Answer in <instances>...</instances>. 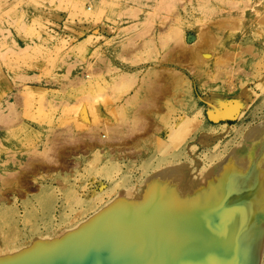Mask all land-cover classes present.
Listing matches in <instances>:
<instances>
[{
    "label": "rangeland",
    "instance_id": "374dc122",
    "mask_svg": "<svg viewBox=\"0 0 264 264\" xmlns=\"http://www.w3.org/2000/svg\"><path fill=\"white\" fill-rule=\"evenodd\" d=\"M218 21L219 39L197 64L165 60ZM164 68L184 77L147 109V84ZM258 125L264 130V0H0V184L25 178L17 193L0 188V262L144 203L164 181L193 188L233 151L248 166L254 151L242 144ZM68 129L131 139L90 141L82 157L64 159L68 169L44 165L48 175L34 180L42 168L25 163Z\"/></svg>",
    "mask_w": 264,
    "mask_h": 264
},
{
    "label": "bare ground",
    "instance_id": "6f19581e",
    "mask_svg": "<svg viewBox=\"0 0 264 264\" xmlns=\"http://www.w3.org/2000/svg\"><path fill=\"white\" fill-rule=\"evenodd\" d=\"M215 23L202 32L199 37L202 40L198 43L189 45L179 42L171 47L165 60L180 66L186 60L197 64L205 48L218 40L217 34L223 30V21ZM166 68L157 71L158 77L147 84L146 90L152 100L147 109L155 106L156 92L175 87L184 77L182 72ZM73 131L68 129L63 136L55 135L41 159L32 156L25 163L27 171L42 168L38 175L35 173L34 180L48 175L43 172L44 165L47 169L50 166L55 169V166L63 164L64 168L65 158L74 156L75 152L76 160L82 157V148L90 141L107 146L131 139L127 133L119 134L120 130L94 132L97 135L89 137ZM87 147L90 148L91 144ZM251 148L254 153L249 157L248 166L242 165L238 154L233 151L230 156L232 161L229 158L221 161L212 174L205 175L193 188L181 179H174V188L169 190L170 184L164 181L151 191L144 203L120 206L113 212L98 214L82 231L64 237V242H50L33 252L12 256L14 258L0 264H262L264 175L261 164L264 166V130L260 129V125L248 131L242 144L245 152ZM175 172V168L170 169V173ZM258 176L262 185H256ZM23 178H15L14 175L12 186L9 176L5 177L0 188L9 184L14 188L13 193H17V188L25 184Z\"/></svg>",
    "mask_w": 264,
    "mask_h": 264
}]
</instances>
